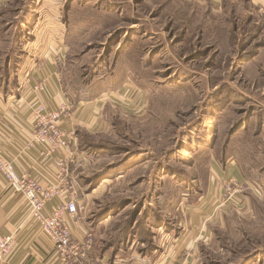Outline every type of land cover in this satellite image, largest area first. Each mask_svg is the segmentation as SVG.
<instances>
[{"label":"rangeland","instance_id":"1","mask_svg":"<svg viewBox=\"0 0 264 264\" xmlns=\"http://www.w3.org/2000/svg\"><path fill=\"white\" fill-rule=\"evenodd\" d=\"M51 35L65 42L58 65L74 101L91 96L90 83L138 62L136 76L128 75L146 85L143 107L114 108L107 133L99 135L104 180L118 178L124 157L144 164L109 183L107 202L137 203L118 208L126 216L119 227L138 215L143 248L159 245L152 229L173 223V205L199 196L208 157L230 159L241 169L237 179L255 190L242 204L222 207L213 249L204 247L200 262L264 264V13L249 0H2L0 68ZM151 167L155 188L147 191Z\"/></svg>","mask_w":264,"mask_h":264},{"label":"crops","instance_id":"2","mask_svg":"<svg viewBox=\"0 0 264 264\" xmlns=\"http://www.w3.org/2000/svg\"><path fill=\"white\" fill-rule=\"evenodd\" d=\"M212 1L217 3L219 0ZM249 1L263 12L264 0ZM43 39L39 42L36 40L33 51H29V46L25 45L21 56L16 59L13 55L9 56L4 68H0V154L12 161L19 174L29 172L44 185L54 183L59 161L67 159V180L80 206L79 213L70 219V224L75 236L81 237L87 230L92 232L94 244L89 255L94 264H201L203 248L210 245L213 249L211 243L214 241L215 228L220 224V212L224 211L213 203L212 196L222 178L242 179L240 167L230 159L220 163L208 157L209 177L206 181L202 180L199 198L191 197L188 202L185 200L173 205L178 209L173 223L164 222L165 229H152L151 233L161 235L159 245L143 248L145 243L138 229V215L132 218L128 227L122 229L118 224L126 219L118 212V208L124 210L129 206L126 204L132 202H107L109 183L121 181L141 167L137 161H132V165H127L130 167L124 172L121 167L116 168L115 172L119 176L115 180L95 181V176L104 170L98 165L105 152L94 149V145L102 143L99 135L108 131V112L117 107L123 111L130 108L139 111L143 107L138 100L143 96L146 85L141 84L139 87L136 85L139 84L137 78L128 75L131 73L136 76L133 68L138 62L132 60L127 64L125 59L120 61L125 63L124 71H114L104 83L100 81L97 86H91L90 83L92 88L85 94L91 96L74 101L64 89L58 65L65 58V42L59 41L54 35L49 41ZM39 84L45 86L43 91H37ZM38 96L45 99L52 110L64 104L72 106L62 122V128L70 138V148L53 154L51 158L44 155L46 149L43 144H29L32 111ZM126 99L132 104L127 102L129 105L126 106L123 103ZM126 158L120 162L123 163ZM148 163L147 159L146 165ZM147 172L149 174V170ZM150 175L152 177L147 179L150 182L147 191L149 186L150 191L155 188L154 183H151L155 177L154 167L150 168ZM58 203V198L49 201L47 211H51ZM136 204L132 203V206ZM147 206V210L152 206L149 198ZM145 223L152 225L153 215L146 216ZM8 234L14 235V243L9 255L0 264H62L56 256L53 241L30 215L26 199L15 193L0 174V236Z\"/></svg>","mask_w":264,"mask_h":264},{"label":"built area","instance_id":"3","mask_svg":"<svg viewBox=\"0 0 264 264\" xmlns=\"http://www.w3.org/2000/svg\"><path fill=\"white\" fill-rule=\"evenodd\" d=\"M36 89L40 92L45 86L39 84ZM36 100L32 111V136L29 144H43L46 149L44 155L51 158L53 154L70 148V138L62 128V122L72 106L64 104L52 110L41 96ZM0 174L15 193L26 199L30 215L53 241L56 256L62 264H94L89 255L94 244L92 232L87 230L83 236H75L70 224V219L79 213L80 206L71 191L72 185L67 180L69 168L66 158L59 161L56 180L51 185L42 184L40 179L29 172L19 174L12 161L1 154ZM219 185L212 200L220 207L229 203L240 205L244 202L245 192L249 188L255 190L236 178H228ZM54 198H58L59 203L48 212V203ZM13 243V234L0 236V261L7 258Z\"/></svg>","mask_w":264,"mask_h":264},{"label":"trees","instance_id":"4","mask_svg":"<svg viewBox=\"0 0 264 264\" xmlns=\"http://www.w3.org/2000/svg\"><path fill=\"white\" fill-rule=\"evenodd\" d=\"M94 149H98L99 151H106V149L104 148V146L103 145H99V144L94 145ZM133 160H134V158H128L123 163L118 164L116 168H120V167L121 168H124L125 166H127L128 163H131ZM102 175H103V172L102 173H98L95 176V178H96L95 181H99V180L103 179L104 177H102Z\"/></svg>","mask_w":264,"mask_h":264}]
</instances>
